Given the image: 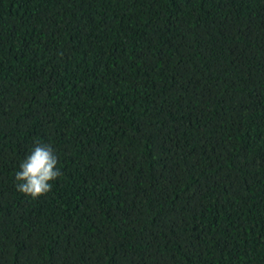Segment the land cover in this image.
<instances>
[{
  "label": "trees",
  "instance_id": "16d2710c",
  "mask_svg": "<svg viewBox=\"0 0 264 264\" xmlns=\"http://www.w3.org/2000/svg\"><path fill=\"white\" fill-rule=\"evenodd\" d=\"M0 264H264V0H0Z\"/></svg>",
  "mask_w": 264,
  "mask_h": 264
},
{
  "label": "clouds",
  "instance_id": "9594fccd",
  "mask_svg": "<svg viewBox=\"0 0 264 264\" xmlns=\"http://www.w3.org/2000/svg\"><path fill=\"white\" fill-rule=\"evenodd\" d=\"M57 164L52 145L37 142L15 172L17 190L32 198L45 195L52 189L51 181L62 175Z\"/></svg>",
  "mask_w": 264,
  "mask_h": 264
}]
</instances>
